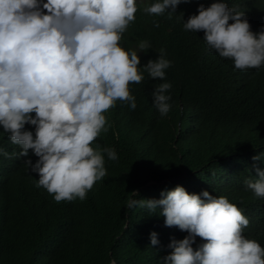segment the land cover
<instances>
[{"label":"trees","instance_id":"trees-1","mask_svg":"<svg viewBox=\"0 0 264 264\" xmlns=\"http://www.w3.org/2000/svg\"><path fill=\"white\" fill-rule=\"evenodd\" d=\"M155 2H137L135 22L120 46L138 52L139 67L163 48L171 67L164 80L145 72L140 84L129 86L135 110L117 101L105 113L111 127L93 147L113 148L118 159L104 154L107 175L86 199L57 203L36 187L39 177L24 161L34 164L37 157L31 151L20 157L21 149L0 128V147L16 153L11 159L0 156V264H109L113 258L116 264H163L170 240H182L187 233L165 227L161 209H130L128 201L160 199L161 192L176 186L189 194L224 196L264 215V205L249 197L246 185L258 179L255 169L264 165V66L235 70L231 60L207 49L202 31L184 30L183 23L198 14L200 4L207 8L216 0L181 3L171 19L167 12L154 16L143 11ZM224 2L245 12L252 32L264 29V0ZM141 41H148L150 49L140 52ZM166 82L172 85L165 93L171 109L162 117L152 93ZM25 130L34 132V127L25 125ZM134 190L138 196L131 197ZM152 232L157 246L150 244ZM202 243L197 237L193 249Z\"/></svg>","mask_w":264,"mask_h":264},{"label":"clouds","instance_id":"clouds-1","mask_svg":"<svg viewBox=\"0 0 264 264\" xmlns=\"http://www.w3.org/2000/svg\"><path fill=\"white\" fill-rule=\"evenodd\" d=\"M189 2L157 0L143 11L154 16L167 12L171 19L179 4ZM138 7L137 0H0V128L21 149L20 157H28L29 151L37 157L34 164L26 159L25 166L38 175L36 187L57 203L86 199L107 175L104 154L118 159L113 148L93 147L111 127L105 113L117 101L135 110L129 86L140 84L145 72L164 80L171 67L163 48L155 60L139 67L138 52L120 46ZM197 13L183 27L202 31L207 49L231 60L238 71L264 66V29L252 32L245 12L216 0L207 8L200 4ZM150 47L148 41L138 44L140 52ZM171 87L161 83L152 93L162 117L171 109V97L165 94ZM0 156L11 159L16 153L0 147ZM255 170L258 179L246 181L247 193L264 205V165ZM160 195L130 199L128 207L153 213L159 208L165 227L187 233L182 240H170L163 264H264V215L208 191L189 194L176 186ZM197 237L204 243L194 250ZM149 239L152 246L159 244L157 233ZM109 264H116L115 259Z\"/></svg>","mask_w":264,"mask_h":264},{"label":"rangeland","instance_id":"rangeland-1","mask_svg":"<svg viewBox=\"0 0 264 264\" xmlns=\"http://www.w3.org/2000/svg\"><path fill=\"white\" fill-rule=\"evenodd\" d=\"M147 0H137V2H139V3H141V4H143V3H145Z\"/></svg>","mask_w":264,"mask_h":264}]
</instances>
